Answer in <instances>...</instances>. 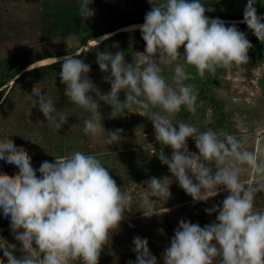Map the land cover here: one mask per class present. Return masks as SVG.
<instances>
[{
  "label": "clouds",
  "instance_id": "obj_1",
  "mask_svg": "<svg viewBox=\"0 0 264 264\" xmlns=\"http://www.w3.org/2000/svg\"><path fill=\"white\" fill-rule=\"evenodd\" d=\"M92 3L81 0L79 5L80 15L87 20L95 15V9L89 7ZM256 3L247 0L240 22L264 41V16L257 14ZM205 13L201 0H162L152 5L143 24L133 26L146 43L148 59L143 66L127 63L124 51H96V63L111 85L109 118L124 117L129 113L125 108L131 105L147 112L155 140L161 145L159 160L194 202H206L222 190L229 193L220 204L205 209L209 215L218 213L211 224L201 227L184 219L178 222L164 249V264H264V211L255 207L257 194L264 192V149L250 151L232 134L211 128L201 132L192 124L173 123L169 118L182 106L189 113L197 111L198 93L184 83L189 76L178 62L181 55L201 79L206 72L214 75L218 68L229 69L249 60L253 46L236 22L226 26L225 21ZM54 42L59 43L60 38ZM78 57L68 54L60 58L64 95L91 114L84 120L85 135L104 137L105 144L115 145L123 129L106 131L100 104L90 95L97 91L88 75L91 66ZM173 65L175 87L162 75L163 66ZM121 92L124 102L119 99ZM30 95L38 98L39 111L53 130L60 131L68 123V116L58 112L41 88L34 86ZM188 138L194 139L198 154L189 151ZM164 147L172 149L170 156ZM0 160L18 168L15 175L0 174V210L10 218L12 234L24 253L17 258L0 239L6 264H99L104 247L120 229L126 212L132 210V197L121 191L101 160L76 150L55 157L54 162L43 161L38 176L27 150L9 137L0 140ZM244 172L252 178L242 180ZM166 178L151 177L143 183L153 197L167 201L171 192ZM133 245L136 259L127 264H157L146 238L134 237Z\"/></svg>",
  "mask_w": 264,
  "mask_h": 264
},
{
  "label": "rangeland",
  "instance_id": "obj_2",
  "mask_svg": "<svg viewBox=\"0 0 264 264\" xmlns=\"http://www.w3.org/2000/svg\"><path fill=\"white\" fill-rule=\"evenodd\" d=\"M201 2L206 7L205 14L208 17L220 18L226 22V26L236 22L238 29L246 34L253 47L249 50L246 64L229 69L218 68L214 75L206 72L203 79L181 55L178 62L189 76L184 83L192 86L198 93L197 111L192 114L182 106L178 113L169 118L173 123L184 121L192 124L201 132L211 128L217 132L232 134L244 141V146L250 151L264 149V141L258 144L255 142L256 132L264 130V41H259L247 25L240 22L243 20L247 0ZM80 3L81 0H0V64L30 56L60 60L64 55L83 52L81 58L91 66L88 75L97 89L90 95L100 104L103 118L101 122L106 131L123 129L121 137L115 145L108 146L104 143V137L92 138L85 135L84 120L91 114L69 102L64 95L66 85L61 83L59 77L61 69H55L43 81H38L35 73H32L14 85L6 111L0 116L4 121L0 124V140L9 137L17 146L25 148L38 176V169L43 161L54 162L55 157L65 156L76 150L96 155L109 169L121 191L132 197V210L126 212L119 231L134 233L140 230L139 226L143 223L142 230H149L150 252L156 256L157 264H164V249L170 245L178 222L184 219L199 223L201 227L211 224L218 213L209 215L205 209L220 204L229 193L222 190L206 202H194L175 182L168 167L161 161L159 164L154 161L161 145L155 140L153 123L147 112L131 105L125 108L129 113L124 117L109 118L112 108L107 93L111 85L104 80L106 74L96 63V52L94 55H86L90 47L115 33H110L113 25L131 23L118 32L138 29L133 26L141 24L152 5L160 4L162 0H93L89 7L95 9V15L89 20L80 15ZM255 7L257 12L264 10V0H257ZM260 16H264V13ZM91 36H96V40L93 38V43L88 41L83 44V39ZM57 37L60 38L59 43L54 42ZM145 48L146 43L141 36L112 39L99 50H108L113 54L124 51L127 63L143 66L148 59L144 53ZM179 51L183 54V47ZM31 69L28 67L24 72ZM163 69L162 75L166 82L175 87L172 79L174 65L163 66ZM12 82L13 80L7 84L8 88L12 86ZM34 86L41 88L52 99L58 112L68 116V123L60 131L47 125L36 104L38 98L30 95ZM119 99L124 102V92L120 93ZM187 144L190 152L198 154L194 139L188 138ZM164 151L168 156L172 153L170 147H164ZM152 165L158 169L152 170ZM17 172L15 165L0 160V174L15 175ZM151 177H167L166 183L170 184L171 192L169 200L152 196L151 190L143 183ZM251 178L249 172L241 174L244 181ZM255 207L258 211H264V192L257 194ZM166 209L169 211L166 212ZM145 211L159 215L145 217ZM0 239L8 243L7 246L17 258L24 255L22 246L12 234L10 218L4 217L2 210ZM131 239L132 236L129 235V240ZM109 245L104 249L107 250ZM126 252L134 257L130 260L135 261L136 254L132 249H127ZM105 261L103 259L99 264H112ZM0 264H6L2 251Z\"/></svg>",
  "mask_w": 264,
  "mask_h": 264
},
{
  "label": "trees",
  "instance_id": "obj_3",
  "mask_svg": "<svg viewBox=\"0 0 264 264\" xmlns=\"http://www.w3.org/2000/svg\"><path fill=\"white\" fill-rule=\"evenodd\" d=\"M264 13V10H260L257 12L258 15H262ZM144 23V21L140 22ZM131 24V23H130ZM130 24H115L111 27L110 33L115 32L111 36L107 37L106 39L102 40L98 44L90 47L86 53V55H94V53L102 48L107 42H109L112 39H125V38H134V37H141V32L139 29H132V30H125V31H120L121 28L125 26H129ZM139 24V23H138ZM96 36H91L90 38H84L83 39V44H86L88 41L93 40ZM83 52H80L78 55L80 59L81 55ZM65 56V55H64ZM49 57L45 58H40V56H30L26 58H22L20 60H15V61H4L0 64V116H3L2 114L6 111V104L10 100V97L12 96V92L14 89V85L18 84L24 78L32 73H35L36 78L38 81H43L44 77L46 75L51 74L55 69L60 70L61 69V62H52L48 64H44L41 66L34 67L30 71L24 72L25 69H27L30 65L35 63L36 61H39L41 59H46ZM12 82V86L8 88L7 84L9 82ZM72 121V119L70 120ZM4 121L0 117V124H2ZM6 123V122H5ZM165 152V151H164ZM158 153L154 157V161L158 164L160 162L158 158ZM158 169V167H155L152 165V170ZM149 172V171H147ZM121 224L120 226H122ZM140 230L134 233H128L126 231L120 232L119 230L112 236L111 241H109V248L107 250L104 249V251L101 253L100 258H99V263L101 260H106L105 263H112V264H127L128 260L134 259V257L131 255L129 256L128 253L126 252L127 249L131 250L133 249V238L136 236H139L141 238H146L147 240L150 239L149 235V230L143 231V223L139 226ZM129 235L132 236L131 241L129 240ZM131 252V251H130ZM104 263V262H103ZM102 264V263H101Z\"/></svg>",
  "mask_w": 264,
  "mask_h": 264
},
{
  "label": "bare ground",
  "instance_id": "obj_4",
  "mask_svg": "<svg viewBox=\"0 0 264 264\" xmlns=\"http://www.w3.org/2000/svg\"><path fill=\"white\" fill-rule=\"evenodd\" d=\"M141 24H143V23H141ZM139 25V24H138ZM127 28H130V27H127ZM95 40H96V38H95ZM89 42H94V39L93 40H91V41H89ZM57 60H59V59H57V58H51V59H48V58H46V59H41V60H39V61H36L35 63H33L32 65H30L29 67L30 68H34V67H37L38 68V66H41V65H44V64H48V63H51V62H54V61H57Z\"/></svg>",
  "mask_w": 264,
  "mask_h": 264
},
{
  "label": "built area",
  "instance_id": "obj_5",
  "mask_svg": "<svg viewBox=\"0 0 264 264\" xmlns=\"http://www.w3.org/2000/svg\"><path fill=\"white\" fill-rule=\"evenodd\" d=\"M261 141H264V130L258 131L255 134V142H256V144H258Z\"/></svg>",
  "mask_w": 264,
  "mask_h": 264
}]
</instances>
